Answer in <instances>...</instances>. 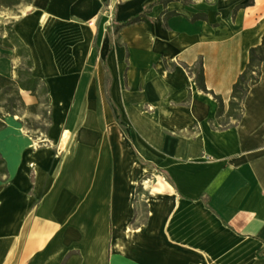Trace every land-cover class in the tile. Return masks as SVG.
Masks as SVG:
<instances>
[{
	"label": "crops",
	"instance_id": "0c3cea01",
	"mask_svg": "<svg viewBox=\"0 0 264 264\" xmlns=\"http://www.w3.org/2000/svg\"><path fill=\"white\" fill-rule=\"evenodd\" d=\"M153 1L120 0L113 22ZM115 2L33 0L20 12L4 10L32 50L33 73L48 84L52 122L42 144L23 124L28 111L7 113L0 128L9 170L0 178V264H264V62L244 114L223 127L211 121L218 100L190 71L203 59L208 87L228 107L250 47L262 40L264 0L156 2L150 19L119 31L128 60L104 15ZM165 8L179 11L167 25ZM199 11L208 19L191 20ZM96 39L100 63L81 73L79 59ZM17 59L0 55V72L15 76ZM96 84L102 111L79 104L93 103ZM21 93L28 104L38 100ZM151 167L173 185L163 201L176 209V228L169 220L164 230L152 203L149 234L137 227L109 235L110 225L133 217L136 181ZM208 210L218 217L209 234Z\"/></svg>",
	"mask_w": 264,
	"mask_h": 264
},
{
	"label": "trees",
	"instance_id": "16d2710c",
	"mask_svg": "<svg viewBox=\"0 0 264 264\" xmlns=\"http://www.w3.org/2000/svg\"><path fill=\"white\" fill-rule=\"evenodd\" d=\"M33 0H0V11L12 10L16 11L22 4H29ZM170 0H155L148 3L144 9L134 13L133 15L121 19L115 23L113 32H119L123 26L135 24L143 21L146 18H151L148 12L156 2H163L166 6ZM185 3H190L194 0H182ZM179 14L178 10H169L165 8L163 11V18L167 25V20L175 15ZM199 18L208 19V14L204 11L194 13L190 19L196 20ZM113 43V42H112ZM112 43L110 48L112 47ZM2 49H12L13 53L4 52ZM0 55H6L11 58H19L20 60L14 63L15 76H10L0 72V128L7 125L5 115L7 113H19L22 111H28L30 113H42L46 116L50 111L47 121L49 126L52 122V104L50 100L49 87L44 79L33 73L34 57L30 46L22 39L19 33L14 27V20L9 18L0 19ZM264 62V32L262 40L256 45H252L249 50V60L245 68L240 72L238 78L233 84L231 97L229 99L228 107H226L224 99L221 94L216 93L213 89L209 88L206 83L205 69L203 59H200L198 65L190 67V71L195 74L198 86L208 92L214 94L219 102V107L216 114V119H212V123L215 125V121H218L221 126H229L238 121L245 111L244 100L248 94L252 85L260 81L262 75V63ZM104 68L106 71V96L111 105H113V98L111 94L112 84V72L107 61L104 62ZM21 88L30 90L38 97V100L34 103H26ZM118 122L125 127L129 137L132 136L129 124L117 116ZM23 123L29 124L30 127L34 126V123L39 121L33 119L30 116H26ZM48 126V128H49ZM43 128V127H42ZM48 131V130H47ZM30 134L37 138L38 133L29 131ZM8 163L6 157L0 151V178L8 175ZM260 255L262 253H259Z\"/></svg>",
	"mask_w": 264,
	"mask_h": 264
},
{
	"label": "rangeland",
	"instance_id": "374dc122",
	"mask_svg": "<svg viewBox=\"0 0 264 264\" xmlns=\"http://www.w3.org/2000/svg\"><path fill=\"white\" fill-rule=\"evenodd\" d=\"M114 1V0H113ZM116 2L113 4L106 3V7L104 9V15L106 16L107 21L112 23L113 29L115 27V23L113 22L114 19L118 17L117 12V5L120 0H115ZM117 3V4H116ZM26 5V4H24ZM24 5H21L17 8L15 12H20L19 8L23 7ZM6 16L4 15V10L0 11V19H4ZM13 19V18H10ZM122 31V30H121ZM115 44L116 45H122L124 56L127 58V60L130 58V47L128 43H126L123 39L124 36L121 32H116L115 34ZM133 37V32L130 34ZM5 52H8V50H4ZM86 56L81 60L83 66L80 68L81 73H94V69L96 65H99L100 59L102 58L100 56V49L97 39L93 41V44L90 45L89 49L85 51ZM20 59L18 58L17 61ZM80 62V63H81ZM1 66V65H0ZM94 101L91 102V98L82 99V101L79 104L83 105H94L97 107L100 111H102V107L106 106L107 103L104 101L103 96V88H100L97 86V84L94 86ZM76 102V101H75ZM116 110L115 108H113ZM51 114L50 111L47 112L46 116H44L42 113L30 114V117L33 119L39 120L34 123V126L30 127L29 124L23 123L28 132L31 131L33 133H38L39 136L37 139L42 144L44 142L48 141V126L49 123L47 121L49 115ZM24 116L23 118H25ZM43 127V128H42ZM68 135V132H67ZM166 180L170 181L168 175L160 171L157 168H143L142 175L137 179L136 181V193L134 196V208L135 212L133 217L129 222L126 223L123 227L113 226L110 225L108 227V233L109 235L117 234L119 232H124L126 229L127 233H134L135 229L137 227H140L143 233L149 234L151 232V210H152V203H154V209L158 211L159 213V220L165 221L164 230L167 231L169 225L168 222L171 220L172 224L170 225V229L173 230L176 228L174 225L175 223V208L172 204L168 205L166 200L163 201V199H166L168 194L167 187H169ZM161 181L165 183H161ZM218 221V217L210 212L208 210L206 223H207V229H209L208 234L211 232L212 229H214L216 222ZM157 227H155L156 229ZM179 228V227H178ZM172 232V231H171ZM117 245V243H115Z\"/></svg>",
	"mask_w": 264,
	"mask_h": 264
},
{
	"label": "bare ground",
	"instance_id": "6f19581e",
	"mask_svg": "<svg viewBox=\"0 0 264 264\" xmlns=\"http://www.w3.org/2000/svg\"><path fill=\"white\" fill-rule=\"evenodd\" d=\"M166 182L168 183L169 187L173 186L170 181L166 180ZM161 183H165V182L161 181ZM201 264H209V263L208 262H201Z\"/></svg>",
	"mask_w": 264,
	"mask_h": 264
},
{
	"label": "built area",
	"instance_id": "2783aa9c",
	"mask_svg": "<svg viewBox=\"0 0 264 264\" xmlns=\"http://www.w3.org/2000/svg\"><path fill=\"white\" fill-rule=\"evenodd\" d=\"M197 264H201V262L200 263H197Z\"/></svg>",
	"mask_w": 264,
	"mask_h": 264
}]
</instances>
